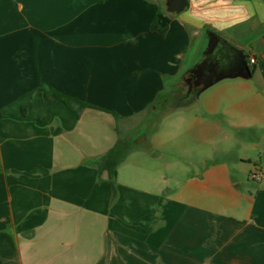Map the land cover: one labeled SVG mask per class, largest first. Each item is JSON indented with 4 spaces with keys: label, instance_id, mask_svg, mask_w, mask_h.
Instances as JSON below:
<instances>
[{
    "label": "crops",
    "instance_id": "0c3cea01",
    "mask_svg": "<svg viewBox=\"0 0 264 264\" xmlns=\"http://www.w3.org/2000/svg\"><path fill=\"white\" fill-rule=\"evenodd\" d=\"M206 29L253 72L180 99ZM0 113V264H264V0H0Z\"/></svg>",
    "mask_w": 264,
    "mask_h": 264
},
{
    "label": "water",
    "instance_id": "95a60500",
    "mask_svg": "<svg viewBox=\"0 0 264 264\" xmlns=\"http://www.w3.org/2000/svg\"><path fill=\"white\" fill-rule=\"evenodd\" d=\"M169 12H181L187 0H165ZM207 45L200 61L184 79V92L180 99L193 90H202L224 78H248L251 70L243 51L230 44L217 33L206 29Z\"/></svg>",
    "mask_w": 264,
    "mask_h": 264
},
{
    "label": "trees",
    "instance_id": "16d2710c",
    "mask_svg": "<svg viewBox=\"0 0 264 264\" xmlns=\"http://www.w3.org/2000/svg\"><path fill=\"white\" fill-rule=\"evenodd\" d=\"M149 31L155 33L159 36H164L166 33V28L161 27L156 19L152 20L149 25ZM253 72V69L251 70ZM52 94L56 96L59 100H61L68 107H76L77 109H84L87 107H91L90 105L74 100L67 96L61 95L54 90H49ZM156 103L153 104L155 106ZM3 118V115L0 113V119ZM132 146L122 139H117L114 146L110 148L104 155H102L96 162V169L99 173V178L101 179V175L105 174L106 181L112 187V190H115L116 187V174L117 167L124 161L126 156L132 150Z\"/></svg>",
    "mask_w": 264,
    "mask_h": 264
},
{
    "label": "rangeland",
    "instance_id": "374dc122",
    "mask_svg": "<svg viewBox=\"0 0 264 264\" xmlns=\"http://www.w3.org/2000/svg\"><path fill=\"white\" fill-rule=\"evenodd\" d=\"M161 1H164V0H161ZM161 5H163V3ZM178 107H180V108L186 107V104L185 103H179L178 104ZM168 108H170V104H168L166 107L164 106V108L157 109L156 112L149 111L148 112V117H147L146 121L143 122L142 123V127L139 128V129H137L136 133L133 134L132 139H135L140 133L142 135L148 133L151 130V127L153 125V122L155 120V117L156 116L158 117L161 114H163V112L165 111V109H168Z\"/></svg>",
    "mask_w": 264,
    "mask_h": 264
},
{
    "label": "built area",
    "instance_id": "2783aa9c",
    "mask_svg": "<svg viewBox=\"0 0 264 264\" xmlns=\"http://www.w3.org/2000/svg\"><path fill=\"white\" fill-rule=\"evenodd\" d=\"M255 59L254 58H251L250 59V64L253 65L255 64ZM252 178L255 180V181H259L261 179V174L259 172H255L254 174H252Z\"/></svg>",
    "mask_w": 264,
    "mask_h": 264
}]
</instances>
